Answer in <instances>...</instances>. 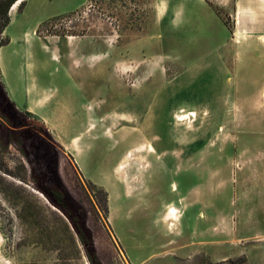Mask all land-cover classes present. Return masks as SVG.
<instances>
[{
	"label": "rangeland",
	"instance_id": "obj_1",
	"mask_svg": "<svg viewBox=\"0 0 264 264\" xmlns=\"http://www.w3.org/2000/svg\"><path fill=\"white\" fill-rule=\"evenodd\" d=\"M26 1L18 7L19 19L15 17L9 26L10 33L14 31V42L18 36L22 37L24 30L33 27L37 18L74 0H39L32 7L27 5L25 8ZM185 1L187 0H88L86 5L76 11L57 14L42 21L35 30L40 37L35 42L38 41L39 44L31 42L30 51L19 50L21 46L26 45L22 43L23 39H19L20 44L16 42L6 47L5 56L8 61L11 56H17V65L22 64L26 70V63H37L31 73L43 83L58 81L68 84L69 80L88 81L91 78L93 85L98 84L104 91L97 97L94 93H91L92 96L88 93L87 98L99 101L101 97L102 100L96 102V112L100 115L116 113L119 109V128L124 132H119V155L142 139V135L137 133L130 135L128 139L122 138L126 134L125 126L138 123L137 118L131 119L135 110L132 107L135 106L133 100L142 98V92L148 88L149 96L154 92L160 93L161 97L164 94L172 96L171 102L156 100L150 105L154 108V128L164 134L167 145L173 147L169 156L173 165L190 158V148H201L202 144H205V158L211 152L206 150L211 148V143L221 144L220 155L227 154L229 144H233L236 137L234 132L245 120L229 118L226 111H238L241 107L252 111L246 121H250L253 138L250 141L253 150L249 157L254 158L257 146L264 143V138L259 134L260 129L264 128V87L260 88L264 78V62L258 63L255 59L246 62L248 69L245 86L237 91L252 96V101L246 104L234 103L235 107L232 108L233 104L229 103L227 98L230 101L235 99L230 95L233 94L234 88L214 86L216 79L231 77L224 63L213 60V54L217 56L218 49L217 29L225 30L224 25L230 30L233 29L228 10L220 6L214 7L222 22H197V14L204 15L207 19L214 18L212 8L208 7L205 11L202 6L194 5L189 8L184 5ZM207 1L211 3V0ZM3 2L4 0H0V30L6 18V15L2 14ZM174 12H177L178 16L173 15ZM5 29L0 33V46L9 36ZM85 36L92 42L93 51L106 53L104 62L108 68L107 80L104 79L105 72L94 66L89 79L82 71L72 66L73 55L70 52L80 38ZM44 42L50 49L42 48ZM53 55L58 60H55ZM77 55H80L79 52ZM15 64L14 62L12 67ZM43 65L44 69L41 67ZM27 73L30 75L29 71ZM9 75L12 88L16 89L18 72L12 68ZM229 95L231 98L227 97ZM115 96L119 97L117 101ZM224 96L225 102H213V97L218 100V97ZM146 105V102L141 103L139 110V125L144 131H147L148 127ZM164 135L161 139L157 138V135L156 138L154 135L151 138L158 146ZM112 143L114 140L106 141L104 146H111ZM144 150L145 147L141 151ZM147 150L152 154L157 153L152 144H148ZM62 156L63 180L89 212L88 225L94 238L96 237V247L102 264H132L123 246L106 235V232L109 233L106 223L108 205L106 207L104 195L100 190L103 187L94 186V183L84 178L70 156L64 152ZM96 159H100L99 154ZM26 162L14 146L0 151V165L15 175H3L0 171V229L6 235L5 252L14 255L17 250L37 248L54 255L57 264H92L87 247L79 237L75 242L64 226L59 209L29 182L30 172L26 167H22L24 163L28 164ZM172 169L173 180L180 179L181 174H184L180 167L173 166ZM19 175L24 176L25 181L21 180ZM173 187L176 189L175 184ZM171 207L174 216L171 222L176 225L182 212L174 202ZM116 222L122 226V239L134 250L135 241L130 222L125 219ZM261 240H264L263 236H257L247 242L240 241L235 248L221 242L218 255L212 256L210 250H205L203 256H196V253L191 252L193 257L188 261L178 260L176 264H262L260 261L264 255H260V251H264V247L260 245L263 242ZM18 257L16 264H36L34 260L25 263L22 257ZM148 264L175 263H169L167 259L153 258Z\"/></svg>",
	"mask_w": 264,
	"mask_h": 264
},
{
	"label": "crops",
	"instance_id": "obj_2",
	"mask_svg": "<svg viewBox=\"0 0 264 264\" xmlns=\"http://www.w3.org/2000/svg\"><path fill=\"white\" fill-rule=\"evenodd\" d=\"M37 1L39 0H27L24 6L32 7ZM87 2L88 0H74L56 11L40 16L33 27L24 30L22 37L18 38V36L14 42L12 36L14 31L10 33L9 26L15 17L17 19L20 17V9L17 8L15 13L10 12V23L5 29L10 41L0 48L5 50L8 45L16 42L20 44L19 39H23L22 43L26 45L21 46L19 50L30 51L29 44L40 38L35 30L42 21L57 14L76 11ZM185 2L186 7L202 6L204 11L208 10V7L212 8L214 18L207 19L204 15L197 14V22L208 20L214 24L216 21L222 22L214 7L220 6L228 10L233 29L230 30L226 25H224L225 30L217 29L218 49L217 56L213 54V60L224 63L231 77L216 79L214 86L234 88L233 94L230 95L235 99L230 101L227 98V101L233 104L232 108L235 107L234 103H251L252 96L243 95L242 91L237 89L245 86L248 69L246 62L249 59H255L258 63L264 62V0H211V3L207 0H187ZM173 15L176 16L177 12ZM209 15L213 17L212 14ZM26 39L30 41L28 44ZM87 39L86 36L80 38L70 52L73 55L72 66L82 71L87 79L91 77L94 66L105 72L104 79L107 80L108 68L107 63L104 62L106 53L93 51L92 42ZM36 42L39 44L38 41ZM44 47L50 49L45 42L42 48L46 50ZM78 52L80 55H77ZM17 58L14 55L7 61L8 72L12 68L18 72L16 89L8 86L4 69L0 65V79L8 96L20 110L30 112L47 125L55 140L64 148L65 154L74 161V166L84 178L107 191L106 223L109 233L106 232V235L110 240L123 246L132 264H148L153 258L167 259L169 263L176 264L178 260L188 261L193 257L192 253L203 256L205 250H210L212 256L218 255L221 242L235 248L240 241L247 242L257 236H263L264 239V143L257 146L254 158L249 157V153L253 150L250 146L253 138L250 121L246 120L250 118L251 110L241 107L238 111L236 109L226 111V116L228 115L229 118L245 120L237 130L235 129L236 132L231 130L236 137L234 143L229 144L227 154L220 155L221 144L209 143L211 148L206 150L209 149L211 152L205 158V144H202L201 148L197 146L190 148L192 151L190 158L173 165L169 157L173 147L167 145L165 135L154 128V108L150 105L156 100L171 102L172 96L164 94L161 97L157 92L149 96L148 88H145L142 98L133 100L135 106L132 107L135 110L131 119L137 118L138 123L125 126L126 134L122 138L128 139L130 135L137 133L142 135V139L119 155V132L124 133L119 128V109L116 113L100 115L96 112V102H100L101 97L99 101L87 98L88 93L90 96L94 93L97 97L104 91L98 84L93 85L91 78L88 81L69 80L68 84H61L58 81L43 83L31 73L32 69L37 67V63L34 61L30 64L26 63L25 66L28 68L26 70L22 64L17 65ZM14 62L16 69L12 67ZM258 66L259 64L257 68ZM263 69L264 65H262ZM95 86L97 88H94ZM262 87H264V78L260 84V88ZM230 95L227 97L231 98ZM225 97H218V100L213 97V102H225ZM115 99L117 101L119 97L115 96ZM145 102L147 103L145 113L148 115L147 131L139 125L141 124L140 104ZM169 118H172L171 113ZM259 134L264 138V128L260 129ZM152 135L154 138L157 135L160 139L164 135L158 146L151 138ZM109 140H114V143L111 146H104ZM139 144L145 145L144 151H138ZM148 144H152L157 153L148 152ZM209 144L206 145L210 147ZM200 152H202L201 156ZM128 153L132 155L129 156ZM98 154L100 159H96ZM62 158L63 156L61 169L64 167ZM173 166L180 167L184 172L180 179H172ZM174 184L176 189L173 187ZM173 202L182 212L180 221L176 225L171 222L174 217L171 211ZM58 211L64 226L77 242L76 231L66 216ZM119 219L130 222V230L135 241L134 250L121 237L122 226L116 222ZM94 240L96 245V237ZM261 241L263 242L260 245L264 247V240ZM5 243L6 235L0 229V264H16L18 256L22 257L25 263L34 260L36 264H57L54 255L37 248L21 249L14 255H8L5 252ZM260 255H264L263 249ZM260 262L264 264V258Z\"/></svg>",
	"mask_w": 264,
	"mask_h": 264
},
{
	"label": "trees",
	"instance_id": "obj_3",
	"mask_svg": "<svg viewBox=\"0 0 264 264\" xmlns=\"http://www.w3.org/2000/svg\"><path fill=\"white\" fill-rule=\"evenodd\" d=\"M17 0H4L6 15L0 33L10 23L8 11ZM23 3V2H22ZM10 41L7 38L5 43ZM14 146L26 159L24 166L30 172L31 182L50 202L66 216L82 243L89 251L92 264H102L95 245L94 234L88 225L89 212L83 203L71 193L63 180L61 157L64 148L55 140L47 125L28 111L20 110L8 96L0 79V151ZM65 153V152H64ZM28 165V167H27ZM0 171L15 176L9 170ZM25 181L24 176H18ZM97 186L96 184H93ZM107 207V191L100 188Z\"/></svg>",
	"mask_w": 264,
	"mask_h": 264
},
{
	"label": "bare ground",
	"instance_id": "obj_4",
	"mask_svg": "<svg viewBox=\"0 0 264 264\" xmlns=\"http://www.w3.org/2000/svg\"><path fill=\"white\" fill-rule=\"evenodd\" d=\"M25 0H17L13 5L12 7L10 8V11H9V14L10 12L12 13H15L16 9L19 7V5L24 2ZM27 41V44L30 42L29 39H26ZM55 60H58V58L53 55L52 56ZM7 58L5 56V53H4V50L0 48V65L2 66L1 68L4 69V72H5V75H6V79L7 80V83H8V86L11 87L12 86V83H11V79H10V75H9V72H8V65H7ZM30 76V75H29ZM33 95V94H32ZM39 101V100H38ZM41 101V100H40ZM42 104V103H41ZM38 110V109H37ZM39 112V111H38ZM194 112H192L193 114ZM185 115V114H184ZM184 115H181V116H184ZM46 116V115H45ZM175 118V117H174ZM180 119H183V117H180ZM51 122V121H50ZM143 143V142H142ZM145 147L144 144L140 145L139 144V148H138V151H141L143 148ZM150 147V146H149ZM79 149V148H78ZM80 153V151H79ZM129 156L132 155V153H128ZM123 168V167H122ZM120 170V169H119ZM131 186V185H130ZM129 187V186H128ZM173 214V213H172Z\"/></svg>",
	"mask_w": 264,
	"mask_h": 264
}]
</instances>
